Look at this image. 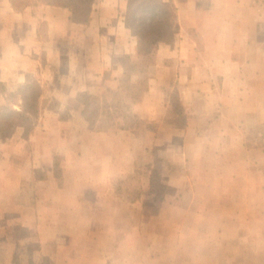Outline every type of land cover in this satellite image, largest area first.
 Returning <instances> with one entry per match:
<instances>
[{"label":"crops","instance_id":"obj_1","mask_svg":"<svg viewBox=\"0 0 264 264\" xmlns=\"http://www.w3.org/2000/svg\"><path fill=\"white\" fill-rule=\"evenodd\" d=\"M161 1L179 27L132 106L142 122L98 130L81 94L127 85L129 0H96L88 23L0 0V105L28 77L43 87L33 130L0 137L5 264H264V0Z\"/></svg>","mask_w":264,"mask_h":264},{"label":"trees","instance_id":"obj_2","mask_svg":"<svg viewBox=\"0 0 264 264\" xmlns=\"http://www.w3.org/2000/svg\"><path fill=\"white\" fill-rule=\"evenodd\" d=\"M47 5L66 7L71 12V19L78 23H88L96 0H37ZM126 25L129 27L138 40V51H151L158 43L172 42L178 31V22L171 7L161 0H129L126 16ZM145 82V81H144ZM143 79L136 83L128 81L127 88L132 99L125 103L126 114L123 115L124 124L119 126L134 128L142 119L133 112L132 106L142 99L145 92ZM144 88V89H143ZM43 87L37 79L27 78L26 82L20 84L15 91L9 92L6 96V103L0 105V137H8L17 126H23L25 133H28L35 126L36 120L41 112V95ZM175 97V96H174ZM88 95L81 94V100L85 104L84 113L92 128L102 130L114 126L117 121L111 116L109 121L93 119L89 113ZM96 103V102H95ZM19 106V107H16ZM109 106V110H111ZM171 116L179 111L182 114L183 108L180 102L170 101ZM109 112V111H108ZM110 113V112H109ZM170 119L169 117L167 119ZM178 123V122H177ZM180 123H184L180 122ZM118 124H120L118 122ZM55 173L60 177L58 165L55 163Z\"/></svg>","mask_w":264,"mask_h":264},{"label":"rangeland","instance_id":"obj_3","mask_svg":"<svg viewBox=\"0 0 264 264\" xmlns=\"http://www.w3.org/2000/svg\"><path fill=\"white\" fill-rule=\"evenodd\" d=\"M171 7L170 5H168ZM172 8V7H171ZM124 64H121L122 66H126L127 73L121 77V83H126L128 81H136L138 79H143L144 84L142 85L145 88V92L147 89H149L150 80L156 78L157 74V48L152 47L151 51H142V54H139L136 59L132 57H125L123 58ZM125 68V67H124ZM112 72V71H111ZM107 76H109V72L107 71L105 73ZM113 84L108 85H101L99 88L94 90V93L88 95V113L89 115L96 120H103V121H109V117L113 118V120L123 123V115L126 114L125 111V103L129 102L132 97L129 93V90L127 88V85H122V88H113ZM153 86V84H152ZM174 84L172 83L169 88H167V99L170 101H176L180 102L179 97L177 96L176 91L174 90ZM144 89V88H143ZM144 92V93H145ZM175 96V97H174ZM96 102V103H95ZM109 106L112 107L109 110ZM110 113H109V112ZM177 113L173 112V115L170 116V119H175L176 122L180 123L185 120V113L182 111V114H179V111L176 110ZM169 117V115H168ZM168 119V118H167ZM151 127H155L156 123L151 122ZM33 130V129H32ZM16 131V130H15ZM15 131L13 133H15ZM261 132V130H260ZM14 135V134H13ZM12 135V136H13ZM56 165L60 164V156H56ZM149 169L153 171L152 175L155 177L154 182L157 183L160 182L161 175L159 176L157 174V171H160L161 173V167L158 168V164L156 163H149ZM183 169V168H182ZM160 177V178H159ZM137 183L136 181H132L131 185H135ZM161 185V184H160ZM132 186V187H133ZM161 187V186H160ZM136 189V188H133ZM160 190H163V187L160 188ZM165 192H167V189H164ZM136 192L132 193V196H137L138 192L137 190H134ZM164 192V193H165ZM0 261L4 262L5 257L0 259ZM5 264V262H4ZM28 264H49L47 262V259L43 256L38 255L35 259L32 257V260L29 261Z\"/></svg>","mask_w":264,"mask_h":264}]
</instances>
